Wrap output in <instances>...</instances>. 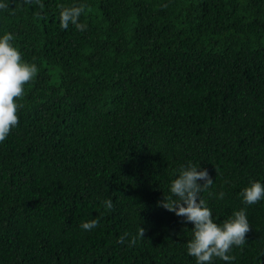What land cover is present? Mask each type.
<instances>
[{"label":"trees","instance_id":"16d2710c","mask_svg":"<svg viewBox=\"0 0 264 264\" xmlns=\"http://www.w3.org/2000/svg\"><path fill=\"white\" fill-rule=\"evenodd\" d=\"M2 3L38 71L0 141V264H196L192 222L159 204L187 161L214 220L250 224L211 264H264V199L240 196L264 182V0Z\"/></svg>","mask_w":264,"mask_h":264},{"label":"clouds","instance_id":"9594fccd","mask_svg":"<svg viewBox=\"0 0 264 264\" xmlns=\"http://www.w3.org/2000/svg\"><path fill=\"white\" fill-rule=\"evenodd\" d=\"M3 6L0 0V7ZM78 9L76 12L78 13ZM75 21L74 14H65ZM81 27L80 24L76 25ZM13 33L0 34V141H3L11 129L18 123V97L23 94L24 84L31 80L38 71L35 63L22 59L20 50L12 43ZM202 181V182H201ZM213 179L206 168L187 161L175 169L169 182V194L159 201L169 211L193 224L191 238L187 240V252L196 259V264H211L214 257L232 260L229 250L234 245H242L250 224L245 208L232 212L223 222H216L212 210L201 198L203 189L213 184ZM224 193H218L223 197ZM240 196L246 204L264 199V182L250 179ZM111 206V200H106ZM98 224L95 218L84 220L80 227L89 230ZM141 228V227H140ZM144 231L141 228V235Z\"/></svg>","mask_w":264,"mask_h":264}]
</instances>
